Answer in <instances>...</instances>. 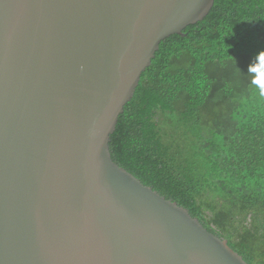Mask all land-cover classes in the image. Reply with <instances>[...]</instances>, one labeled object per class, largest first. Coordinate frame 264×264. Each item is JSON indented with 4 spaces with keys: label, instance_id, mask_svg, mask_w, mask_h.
<instances>
[{
    "label": "water",
    "instance_id": "obj_1",
    "mask_svg": "<svg viewBox=\"0 0 264 264\" xmlns=\"http://www.w3.org/2000/svg\"><path fill=\"white\" fill-rule=\"evenodd\" d=\"M215 0H0V264H248L117 165L160 44Z\"/></svg>",
    "mask_w": 264,
    "mask_h": 264
},
{
    "label": "trees",
    "instance_id": "obj_2",
    "mask_svg": "<svg viewBox=\"0 0 264 264\" xmlns=\"http://www.w3.org/2000/svg\"><path fill=\"white\" fill-rule=\"evenodd\" d=\"M183 34L142 73L112 159L264 264V0H215Z\"/></svg>",
    "mask_w": 264,
    "mask_h": 264
}]
</instances>
